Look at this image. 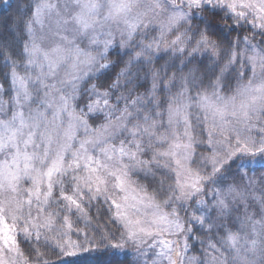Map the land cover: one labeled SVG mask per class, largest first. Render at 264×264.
Wrapping results in <instances>:
<instances>
[{
	"label": "snow or ice",
	"instance_id": "obj_1",
	"mask_svg": "<svg viewBox=\"0 0 264 264\" xmlns=\"http://www.w3.org/2000/svg\"><path fill=\"white\" fill-rule=\"evenodd\" d=\"M29 11L19 53L0 44V264L99 252L118 264L126 245L152 250V264H264V213L187 255L264 167V0H34ZM245 25L252 37L229 39ZM113 49L124 67L78 108L79 85L117 63ZM122 77L127 95H113Z\"/></svg>",
	"mask_w": 264,
	"mask_h": 264
},
{
	"label": "trees",
	"instance_id": "obj_2",
	"mask_svg": "<svg viewBox=\"0 0 264 264\" xmlns=\"http://www.w3.org/2000/svg\"><path fill=\"white\" fill-rule=\"evenodd\" d=\"M32 3V0H0V44L6 42L8 45H10V47L7 49L9 54H11L13 50H15L16 53H19L22 42L26 41L28 38L27 33L25 31V22L30 18L31 12L29 11V5ZM238 35L252 37L253 33L248 30V26H245L238 33H232L229 36V39H235ZM260 39V37H256L253 40V43H257ZM124 52L125 50L115 49L109 53V59L112 61H117V63L113 67H110L102 74H100L96 79H94V85H96L97 88L101 91L104 90L105 87H107V85L115 78L116 74L120 71V69L124 67V63L122 61L128 59ZM4 70L5 68L2 62V58H0L1 80L2 73ZM133 72H135V69H133ZM140 75L143 76V73H141ZM234 77L235 73H232L231 76H226L224 84L234 88L236 85ZM126 83V81H121V87L118 89L120 91V94L127 95V91L125 89ZM141 84L143 86H137L135 89L137 94L144 93L145 89L149 86L147 80H142ZM225 93L228 94L226 89ZM114 94H118L117 90L114 92ZM256 174L260 176L264 175V167H258L256 169ZM141 182L143 184L147 183L143 179H141ZM260 184L261 187L264 188V183L260 182ZM149 190L152 191L151 188H149ZM103 211L104 210H102L101 212ZM105 219V216H101V218H99V222L103 225ZM226 222L227 223H223V226H230L231 228L232 226L236 227L233 220L231 221V223L230 221ZM218 229L219 232L224 234L223 228ZM214 235L218 237V234H212V236ZM110 261V254L105 255L104 253L99 252L92 253L91 255L70 258L69 260L65 261L64 264H110ZM113 264H117V262L114 261ZM118 264H134L133 257L130 255H121L120 257H118Z\"/></svg>",
	"mask_w": 264,
	"mask_h": 264
},
{
	"label": "rangeland",
	"instance_id": "obj_3",
	"mask_svg": "<svg viewBox=\"0 0 264 264\" xmlns=\"http://www.w3.org/2000/svg\"><path fill=\"white\" fill-rule=\"evenodd\" d=\"M32 1L34 3V0H32ZM61 2H63V0H61ZM166 20H167L166 14L161 12L160 15L155 17V21H154L155 27L158 28L159 25L161 23H163V22H166ZM53 26H54V21H53ZM245 26H247V25H245ZM153 35H159V32L157 31V32L153 33ZM169 38H174V37H169ZM85 43H81L80 46L81 47H85ZM113 50H115V49H113ZM113 50H110V52L113 51ZM119 50H124V49H119ZM106 70H103L102 72L95 73L90 78H86L85 81L81 82V84L79 85L78 99L76 101V103L78 104V108H84V105L88 102L89 97L91 95L89 89L94 84V79H96L100 74H102ZM121 81L124 82L126 80L122 77ZM0 82H3L1 80V78H0ZM7 87H8V85L5 84V88H7ZM117 93L118 94H114L113 93V95H119L120 91L117 90ZM3 99L5 101H7L9 99V96H8L7 93L4 94ZM113 103H115V101H113ZM97 121L101 122V123L104 122L103 121V117L102 116L97 117ZM89 123L92 125V127H96L97 126V123H94L92 119H89ZM254 167H255V171L250 173L249 175L256 177V182L254 184H252V185H249L248 181L245 180L243 182V184H241L237 188V192H239L241 194V196H238L236 199L231 200V203L229 205L230 212H229L228 215L223 217L222 223H227L226 221H230V223H231V221L233 220L235 225H236V227L232 226V228H231L230 226H223L224 231H226L228 229H231L234 232L238 231L239 230V226H240V222L245 219V214L246 213L248 215L253 216L255 219H259L261 214L264 213V188L261 187V184H260V180H259L260 175L256 174V169L258 167H260V166H254ZM141 176H142V174L134 175L132 177V179L134 181H138L139 183L143 184L141 182ZM102 210L103 209H101V211ZM88 212H89L90 216H93L94 213H95V208L88 209ZM72 219L75 221V217H72ZM80 226L83 227L82 224ZM111 226L113 228V231H115V228L117 227V225H111ZM212 234H218V237L215 236V235L212 236ZM223 235L224 234L219 232V229H216L214 232H209L207 234V236H203L202 235L200 237V239L205 241V243L204 244H200L199 242H197L196 246L192 247L190 249L189 253L187 254L188 257L195 256L197 258H201V253L208 251V249L206 247L207 243L208 242L215 243ZM75 238L76 237L73 236V239H75ZM191 243L192 242L190 241V244ZM218 247H219V245H218ZM126 248L128 249V254L127 255H130V256L133 257L134 264H137V260H139V264H152V261H153V258H154V253L152 252V250L149 249L145 253L144 256L138 257L134 249H132L130 246H127V245H126ZM157 251H158V249H157ZM221 251H223V249H221ZM91 254H87V255H91ZM225 255H227V253H225ZM0 256H5V258H6V254H4V253H0Z\"/></svg>",
	"mask_w": 264,
	"mask_h": 264
}]
</instances>
